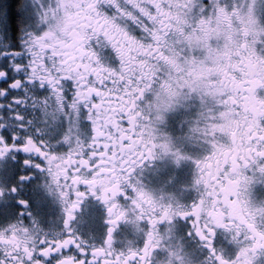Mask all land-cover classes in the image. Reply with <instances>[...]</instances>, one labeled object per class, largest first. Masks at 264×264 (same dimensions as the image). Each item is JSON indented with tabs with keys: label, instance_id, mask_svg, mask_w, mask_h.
<instances>
[{
	"label": "flooded vegetation",
	"instance_id": "1",
	"mask_svg": "<svg viewBox=\"0 0 264 264\" xmlns=\"http://www.w3.org/2000/svg\"><path fill=\"white\" fill-rule=\"evenodd\" d=\"M18 17L19 24L13 30L12 27H3L0 24V63H5L3 52L9 55L8 63L17 59L12 54L14 49L22 48L27 31L41 29L43 18L51 17V11L58 7V0H34L35 13L24 7L23 0H19ZM120 11L108 2V0H96V10L103 16L115 18L117 24L125 29L130 35L141 39L143 43H153L151 37L145 36L143 29L147 27L150 31H158L163 36L165 43L173 45L176 42L175 28L164 30L159 23L163 19L157 13L155 4L159 3L162 12L170 14H180L185 17L186 23L183 30L187 35L192 26H199L201 20L208 21L206 24L207 34H198L194 37L191 45L186 48L194 56L206 58L205 68L211 71L206 72L205 88L214 110L213 126L202 142L197 141V157L193 163V168L186 173L181 183H168L167 189L158 185L157 179L152 178L157 173L162 159L163 151L158 147L155 149V159L144 161L135 167V171L127 182H121L120 191L112 197L106 204L98 197L101 195L100 185L95 188L84 183H73L72 177L79 176L81 179H92L100 170V152L107 142L99 139L93 144L92 137L95 135L91 122L87 119V106L81 104L79 110L71 107V99L76 91V80H63V92L66 96L61 104L56 99L55 93L51 90H41L38 85H30L28 90L21 89L17 97L21 99L20 107L16 108L17 113L31 121V126L27 127V135L31 136L38 146L42 145V150L46 153L40 171L34 167L36 163H41V156L35 151L25 153L17 151L15 147L0 155V264H57L58 261L67 257L82 259L85 264H116L117 257L121 260L131 255L132 252L142 255L141 250L147 239V234L151 231L159 241L158 246L151 249L150 256L146 258L148 264H216L211 252L204 246V242L199 237H188L187 231L192 230L191 225L179 217H173L172 222L165 220L157 222L155 226L150 220L160 215L162 207L171 206L173 209H191L194 203H198L202 195L206 197L210 190L209 185L213 183V178L209 177V185L203 183L196 184V179L202 173L196 161L207 166V171L215 176H227L237 181L235 191L227 196L229 202H240V207L255 211L264 208V173L260 171L264 167V158L249 153L246 148L240 147L254 143L246 139L248 123L253 119L257 126L264 128V116L259 115V110L264 106V72L261 71L257 59H264V31H261L254 22L248 26V33L243 31L244 24L241 23L247 16L242 11V6L231 0H209L208 5L203 4V0H191V4L186 5V0H142L141 6L147 9L151 15L157 17L154 23L140 13L139 9L133 8L127 0H117ZM24 7V8H22ZM207 8V11L203 9ZM224 9L225 15H221L219 9ZM78 9L73 8L72 14ZM132 12L137 17L133 20L126 15ZM63 16V8L60 9ZM8 19V18H7ZM253 20V19H252ZM254 21V20H253ZM167 23L168 21L165 20ZM8 24V20H7ZM261 25H264V20ZM34 25L35 29L31 28ZM47 31L44 26L41 35ZM86 32L91 39L84 43L85 51L96 54V59L92 66H96V61L106 68L119 69V57L115 55L111 44L105 39L103 33L92 35L91 28ZM230 38V39H229ZM64 41L71 43V38L63 37ZM237 43L239 47H237ZM226 44L229 47L226 49ZM155 46V45H154ZM250 48L252 55L245 50ZM166 52V49H163ZM228 51V56L222 53ZM179 51V46H177ZM167 54V52H166ZM129 55H136L129 53ZM183 53L181 54V56ZM142 57H137L139 60ZM67 59L53 52L52 48L42 53L41 63L52 70L56 75L62 66L61 61ZM55 60V63H53ZM77 62H87L80 61ZM151 64H157L156 60L150 59ZM168 67L163 61L157 65L156 81L154 89L164 83L167 78ZM61 76L64 73H60ZM138 75V73L130 74ZM89 80H95L94 74L88 75ZM223 82V87H221ZM71 84V87L69 85ZM174 85V84H173ZM175 86V85H174ZM109 88H116L117 85L108 82ZM179 93L180 87H175ZM215 92V94H212ZM115 95V93H114ZM146 98L139 103L142 110V121L139 122L137 130L143 132L145 136L150 132L153 142L162 143V128L166 124H161V119H157L159 114L154 107L155 93L149 91ZM46 101V103H45ZM10 101H4L6 105ZM98 102V101H95ZM224 102L228 103L225 108ZM63 105H68L64 107ZM229 112L230 129L220 130V124L226 123L220 119L221 112ZM0 113V116H3ZM9 117L13 113L8 114ZM117 122L126 119L116 116ZM9 129L16 128L15 135L24 137L18 130V124L11 119L5 121ZM123 127V123H121ZM115 131V129H113ZM108 133L105 131V136ZM69 139L65 140V137ZM201 145V146H200ZM4 145L0 144V148ZM106 151V150H105ZM118 151V149H114ZM223 151L226 156H221ZM95 154V162L89 165H80L81 159L92 161ZM71 155L72 163L65 165L60 174L56 175L57 164L68 160ZM55 156L57 160L52 165L47 163V157ZM28 159L33 167L29 171L23 160ZM119 157H117L118 161ZM233 163L236 164L233 170ZM51 168V171L49 169ZM26 176L31 179L20 183L19 177ZM163 180V179H162ZM173 180V178H172ZM225 183L227 181L225 180ZM134 185L139 191H143L151 199L152 203H147L141 199L137 191L129 187ZM16 187L17 191L12 192L11 188ZM95 191L96 195H93ZM77 192L84 193L77 196ZM60 193H66L61 196ZM111 196V193H109ZM219 200L218 211L223 213V222L229 224V228L214 227L216 236L213 246L217 254H222L226 260H235L242 248H250L252 240L245 239L246 226H242L239 233L235 228L240 222L229 217L231 208L224 203V196L213 197ZM28 201V207L18 204V201ZM136 201V203H133ZM73 202L78 206L73 210L74 219L68 227L64 221L67 218L66 209ZM115 203L117 212H123L120 219L115 215L108 214V207ZM23 213V215H21ZM247 215V213H245ZM201 225L205 223L206 213H202ZM116 219L114 224L109 220ZM255 224L258 231H264V217L258 213L255 215ZM111 228V243H107L108 229ZM70 229V231H69ZM251 234L249 233V236ZM71 236L75 243L59 248L58 251H50L48 256L42 254V249L48 247V242L63 241ZM15 237V243L12 238ZM234 237H236L234 239ZM45 241L41 245V241ZM76 244L80 245L78 249ZM56 247L55 244L52 245ZM27 248L31 252V259L25 252ZM80 249L84 251L81 252ZM97 249H102L99 254ZM251 264H264V248H257L256 251L249 252ZM129 264H139V255L129 261Z\"/></svg>",
	"mask_w": 264,
	"mask_h": 264
},
{
	"label": "snow or ice",
	"instance_id": "2",
	"mask_svg": "<svg viewBox=\"0 0 264 264\" xmlns=\"http://www.w3.org/2000/svg\"><path fill=\"white\" fill-rule=\"evenodd\" d=\"M113 4L118 11H120V5L117 0H108ZM127 3L133 8L139 9L143 16L147 17L154 23L157 21V17L150 14V12L141 6L142 0H127ZM191 4V0H186V5ZM204 5L209 4V0H203ZM157 13L163 17L159 20L161 28L164 30L175 28V35L177 37L175 44L170 45L164 41L162 35L158 31H150L147 27L143 29L144 33L151 37L153 43H143L141 39L130 35L125 29L116 23L115 18H109L103 16L96 10V0H58V7L51 11V17L45 16L43 18L42 28L47 27V31H44L41 35V29H35L32 25L33 31H27L25 39L23 41V47L14 49L12 54L17 57L13 62L8 63L9 55L7 52H3V59L5 63H0V144L4 147L0 148V155L9 151L10 148L15 147L16 150L23 151L25 153L35 151L41 156V163H36L34 167L40 171H44L42 167L46 153L42 150V145L38 146L33 138L27 135V127L31 126V121H25V117L15 111L20 107L22 101L17 97V93L21 89L28 90L30 85H38L41 90V94L44 91L51 90L56 95L57 101L63 104V100L66 93L63 92L62 81L75 79L76 91L74 97L71 99V107L79 110L81 104L87 106L91 103L90 107H87V119L91 122L95 135L92 137L93 144L99 139H104L107 142L102 149L96 151L100 152L99 159L101 160L100 170L92 179H81L79 176L72 177L73 183H84L95 188L96 185L101 187V195L98 197L106 204L108 201L115 197L120 191L121 182H127L131 176V173L135 171V167L138 164H142L147 160H154L155 149L160 148L164 152H169L175 146L170 140H166L161 144L153 142V137L149 132L147 136L143 132L137 130L139 122L142 121V110L139 108V103L146 98V93L154 91L155 101L154 107L159 113L164 108L170 106L168 102L171 97L177 95L176 91L172 89L175 87H187L191 91H200L203 88H207L208 85L205 82V74L209 69L205 68V61L200 60H188L185 48L191 45L194 37L199 38L198 34H207V28L205 27L208 21L201 20L199 26H192L190 32L186 35L183 30V24L186 23L185 17L180 14L164 13L161 10L160 4H155ZM63 8L64 15L60 14V9ZM78 9L75 14H72V9ZM207 11V8L203 9ZM221 15H225L224 9H219ZM126 15L130 17L133 22L137 20V17L132 12H127ZM165 20L168 22L166 23ZM241 23L244 24L243 31L248 33V26L254 23L249 15L245 21L241 19ZM91 28L92 35H98L101 32L105 39L111 44L114 49L115 55L119 57V69L106 68L96 61V66H92V62L96 59V54L91 51H85L84 43L86 40L91 39V36L86 32L87 28ZM68 36L71 38V43L64 41L63 37ZM230 39V38H229ZM155 45V46H154ZM179 46V51H177ZM51 47L53 52L57 55L67 57L61 61V67L56 75L52 74V70L47 68L45 64L41 63L42 53L46 52ZM229 45L226 44V49ZM237 47L239 44L237 43ZM166 49V52L163 50ZM249 55H252L251 49H245ZM129 53H135L136 55H129ZM184 53V59L181 63V54ZM230 53L226 50L222 53L223 56H228ZM264 54V51H262ZM137 57H142L139 60ZM87 62H77V60ZM150 59L156 60L157 64H151ZM160 61H163L168 67L169 79L159 85L158 90L154 89L156 81L153 77L156 75L157 65ZM55 63V60H53ZM257 63L260 65V69L264 72V59H257ZM172 70L177 73H181L180 77L173 78L171 76ZM60 73H64L63 76ZM138 73V75H130ZM94 74L95 80H89L88 75ZM187 77L186 79L184 77ZM176 79L177 83L174 86L172 80ZM111 81L117 85L116 88H109L108 82ZM221 82V87H223ZM71 87V84L69 85ZM167 90L166 94L165 91ZM115 93V95H114ZM212 94H215L213 92ZM4 101H10L7 105ZM98 101V102H95ZM46 103V101H45ZM264 103V102H262ZM225 108H228V103L224 102ZM68 107V105H63ZM9 113H13L9 117ZM259 115L264 116V106L259 110ZM125 117L126 119L117 122L115 117ZM14 120L18 124V130L24 137L15 135L17 129H9L5 123L6 120ZM157 119L162 117L157 116ZM220 119L226 123L220 124V130L225 131L230 129L231 123L229 120V112H221ZM123 123V127L121 126ZM248 123V131L246 133V139L254 141L247 145H241L247 149L249 153L255 152V155L264 158V128L257 126L253 119ZM115 129V131H113ZM215 130V126L213 127ZM105 131L108 135L105 136ZM69 139L67 136L65 140ZM118 149V151H114ZM106 150V151H105ZM178 159L182 158L177 149L174 153ZM221 156H226L223 151H220ZM117 157H119L117 161ZM95 154L92 161L81 159L80 165H89L95 162ZM57 160L55 156L47 157V163L52 165ZM72 158L69 156L68 160L62 161L57 164L58 169L56 176L60 174V171L64 169L65 165L71 164ZM200 167L201 175L197 177L196 184L209 185V177L213 178V183L209 185L210 190L207 192L206 197L202 195L198 203H194L191 209H173L171 206L162 207L160 215L157 218L150 220V223L155 226L157 222L173 220V217H179L187 222V225H191V229L187 231V236L191 237L193 234L199 237L200 241L204 242V246L211 252L216 264H251L249 258V252H255L257 248H264V231H258L255 224V215L258 213L261 217H264V208L256 209L254 212L247 208L240 207V202H229L227 196L229 193L235 191L236 180L227 176H215L214 173L208 172L207 166L196 161ZM23 165L30 171L33 164L30 160L24 159ZM236 164L233 163V170H235ZM51 171V168L49 169ZM260 171L264 173V167H261ZM31 177L20 176V183L23 184ZM225 180L227 183H225ZM129 187L133 188V191H137L138 196L145 200L147 203H152L151 199L143 191H139L134 185L129 184ZM12 192H16L17 188L12 187ZM111 193V196H109ZM60 195L66 196V193H60ZM77 196H83L84 193L77 192ZM93 195H96L93 191ZM224 196V203L231 208L229 212L230 218L239 220V224L236 225V232L241 231L242 226H246L244 233L245 239H251L252 244L250 248H242L239 256L232 261L226 260L222 254H217L213 246L214 237L216 232L215 225L220 228H229L230 225L223 222V213L218 211L217 205L219 200H214L213 197ZM136 203V201H133ZM18 204L23 207H28V201L20 200ZM78 206L76 202H73L65 210L67 218L64 221L65 227H68L69 222L74 219L73 210ZM117 205L115 203L108 207V214L115 215L116 219H120L123 216V212H117ZM202 213H206V220L201 225ZM247 213V215H245ZM23 215V213H21ZM116 219L109 220L108 223L114 224ZM70 231V229H69ZM112 229H108L107 243H111ZM249 233L251 234L249 236ZM236 237H234L235 239ZM0 239L3 236L0 235ZM12 242L15 243V237L12 238ZM46 242L41 241V245ZM75 243L74 239L69 236L63 241H51L48 242V247L42 249V254L48 256L50 251H58L61 247H66L69 244ZM56 247L53 248L52 245ZM159 241L150 231L147 234L144 247L141 250L143 253L132 252L130 256L121 260L117 257L116 264H129V261L135 259L139 255V264H148L146 258L150 256L151 249L158 246ZM79 249L80 245L76 244ZM83 252V249H80ZM102 249H97L96 253L99 254ZM25 252L31 259V252L25 248ZM39 264V261L36 262ZM57 264H85L82 259H76L75 257H67L57 262ZM91 264V262H89ZM183 264V261H181Z\"/></svg>",
	"mask_w": 264,
	"mask_h": 264
},
{
	"label": "rangeland",
	"instance_id": "3",
	"mask_svg": "<svg viewBox=\"0 0 264 264\" xmlns=\"http://www.w3.org/2000/svg\"><path fill=\"white\" fill-rule=\"evenodd\" d=\"M34 0H23L24 7L35 13ZM242 6V11L245 12L247 19L251 15V19L259 26L261 31H264V25L260 23L264 19V0H238ZM22 7V8H24ZM7 0H0V24L3 27L7 26ZM188 60L206 61L203 56H194L187 48H185ZM184 59V53L181 56V63ZM171 76L177 78L181 73L172 70ZM187 78L186 76L184 77ZM169 79V72L166 80ZM172 83L176 85L177 80L173 79ZM181 91L170 106L161 110L158 114L161 119V124L165 125L162 128V143L170 140L175 146L169 152H164L161 159V164L158 171L152 178L157 179L160 187L166 188L168 183H181L185 178L186 173L193 168V163L197 157V138L205 137L213 129V118L215 110L211 100L205 91V88L200 91H191L187 87H180ZM184 114L181 120H177L179 115ZM180 115V116H181ZM176 121V122H175ZM177 123V125H176ZM180 125V128H178ZM181 131L180 135L179 132ZM179 149L180 156L178 159L174 154ZM173 178V180H172ZM163 179V180H162ZM167 189V188H166Z\"/></svg>",
	"mask_w": 264,
	"mask_h": 264
},
{
	"label": "trees",
	"instance_id": "4",
	"mask_svg": "<svg viewBox=\"0 0 264 264\" xmlns=\"http://www.w3.org/2000/svg\"><path fill=\"white\" fill-rule=\"evenodd\" d=\"M232 1L233 0H231V2ZM234 1H236L238 3V0H234ZM19 2H20L19 0H7V9H6L7 10V18H8L7 19L8 20L7 30H9L8 29L9 28L8 26L12 27V29L14 30L18 26V24H19V17H18ZM184 114L185 113H183L182 115L180 114L181 116L179 115V117H177V120L176 121L181 120L182 117L184 116ZM176 125H177V123H176ZM178 128H180V125H179ZM180 133H181V131L179 132L178 135H180ZM204 140L205 139H203L201 137H198L197 138V141H199V142H202Z\"/></svg>",
	"mask_w": 264,
	"mask_h": 264
},
{
	"label": "clouds",
	"instance_id": "5",
	"mask_svg": "<svg viewBox=\"0 0 264 264\" xmlns=\"http://www.w3.org/2000/svg\"><path fill=\"white\" fill-rule=\"evenodd\" d=\"M173 91H176V89L175 88H173L172 89ZM166 92H167V90L165 91V94H166ZM177 92V91H176ZM179 95V93L177 92V95L175 96V97H171L170 99H169V103L171 104L174 100H175V98L177 97Z\"/></svg>",
	"mask_w": 264,
	"mask_h": 264
}]
</instances>
